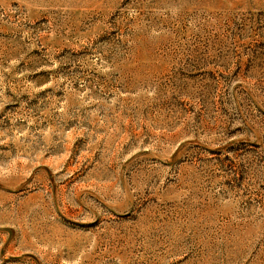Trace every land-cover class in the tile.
Returning a JSON list of instances; mask_svg holds the SVG:
<instances>
[{
  "label": "rangeland",
  "instance_id": "rangeland-1",
  "mask_svg": "<svg viewBox=\"0 0 264 264\" xmlns=\"http://www.w3.org/2000/svg\"><path fill=\"white\" fill-rule=\"evenodd\" d=\"M0 264H264V0H0Z\"/></svg>",
  "mask_w": 264,
  "mask_h": 264
}]
</instances>
